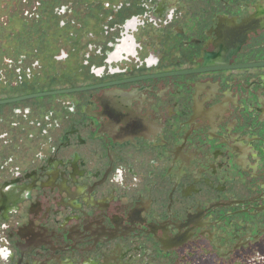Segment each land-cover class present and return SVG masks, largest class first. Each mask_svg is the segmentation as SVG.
I'll list each match as a JSON object with an SVG mask.
<instances>
[{
    "label": "flooded vegetation",
    "instance_id": "1",
    "mask_svg": "<svg viewBox=\"0 0 264 264\" xmlns=\"http://www.w3.org/2000/svg\"><path fill=\"white\" fill-rule=\"evenodd\" d=\"M8 99L0 264H264V0H0Z\"/></svg>",
    "mask_w": 264,
    "mask_h": 264
},
{
    "label": "water",
    "instance_id": "2",
    "mask_svg": "<svg viewBox=\"0 0 264 264\" xmlns=\"http://www.w3.org/2000/svg\"><path fill=\"white\" fill-rule=\"evenodd\" d=\"M19 99H8V100H1L0 104H4V103H11V102H15L18 101Z\"/></svg>",
    "mask_w": 264,
    "mask_h": 264
},
{
    "label": "rangeland",
    "instance_id": "3",
    "mask_svg": "<svg viewBox=\"0 0 264 264\" xmlns=\"http://www.w3.org/2000/svg\"><path fill=\"white\" fill-rule=\"evenodd\" d=\"M36 90H41V88H36Z\"/></svg>",
    "mask_w": 264,
    "mask_h": 264
}]
</instances>
